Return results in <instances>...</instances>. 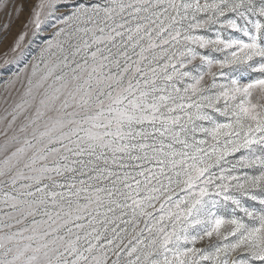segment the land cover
Masks as SVG:
<instances>
[{
  "label": "snow or ice",
  "instance_id": "1",
  "mask_svg": "<svg viewBox=\"0 0 264 264\" xmlns=\"http://www.w3.org/2000/svg\"><path fill=\"white\" fill-rule=\"evenodd\" d=\"M0 264H264V0H0Z\"/></svg>",
  "mask_w": 264,
  "mask_h": 264
}]
</instances>
